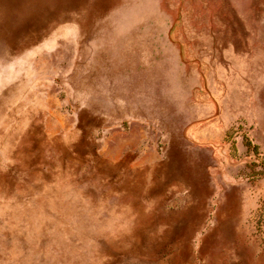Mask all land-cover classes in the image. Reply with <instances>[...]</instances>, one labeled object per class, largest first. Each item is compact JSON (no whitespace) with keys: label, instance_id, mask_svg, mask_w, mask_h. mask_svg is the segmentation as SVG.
<instances>
[{"label":"rangeland","instance_id":"1","mask_svg":"<svg viewBox=\"0 0 264 264\" xmlns=\"http://www.w3.org/2000/svg\"><path fill=\"white\" fill-rule=\"evenodd\" d=\"M0 264H264V0H0Z\"/></svg>","mask_w":264,"mask_h":264}]
</instances>
